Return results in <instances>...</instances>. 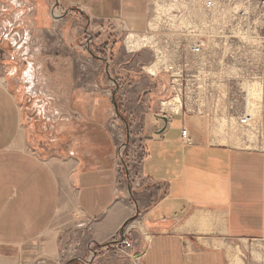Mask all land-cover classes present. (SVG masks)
<instances>
[{
    "label": "crops",
    "instance_id": "1",
    "mask_svg": "<svg viewBox=\"0 0 264 264\" xmlns=\"http://www.w3.org/2000/svg\"><path fill=\"white\" fill-rule=\"evenodd\" d=\"M7 2L16 7L9 17L1 11L9 4L0 6V43L9 47L0 45V59L10 62L0 81V264H59L62 259L85 264L77 256L87 255L91 243L101 251L123 228L133 239L128 251L141 264H264V151L214 142L210 119L197 114L174 115L163 131L165 121L156 114L160 101L149 99L169 92L165 74L149 75L148 94L133 107L125 106L128 117L113 115L109 106L113 98L118 110L122 86L109 100L89 98L88 91L106 95L103 79L101 84L90 80L75 105V90L61 98L54 89L47 102L59 115L52 112L46 126L52 155L43 158L29 146L34 124L27 127L8 77L20 71L22 79L34 80L41 29L54 42L56 25L73 17L75 32L84 28L86 33L89 18L101 30L108 20L122 19L144 34L153 0ZM54 3L62 9L59 18L51 14ZM15 24L21 32L12 35L9 27ZM123 45L119 61L125 67L118 76L147 74L143 67L153 61L152 52L131 53ZM136 54L143 56L139 63ZM96 56L114 78L112 58ZM257 72L264 78V52ZM73 107L81 109L79 117L71 115ZM153 116L161 122L153 124ZM183 127L193 143H183ZM121 143L133 146V154L142 146L146 154L135 155L119 172L115 156ZM88 264H99L98 258Z\"/></svg>",
    "mask_w": 264,
    "mask_h": 264
},
{
    "label": "built area",
    "instance_id": "2",
    "mask_svg": "<svg viewBox=\"0 0 264 264\" xmlns=\"http://www.w3.org/2000/svg\"><path fill=\"white\" fill-rule=\"evenodd\" d=\"M51 14L62 16L59 3L53 4ZM107 23L123 38L128 52H152L153 61L143 67L148 75L168 77L171 96L160 100L156 114L168 122L174 115L206 116L214 142L264 151V78L257 72L264 52V0H153V15L144 34L134 32L122 19ZM233 70L244 93V105L238 108L232 101L230 106L221 103L228 98ZM182 141L193 143L186 127ZM133 153L127 143L117 146V171L146 151L141 146ZM114 242L132 246L125 228L110 243ZM97 254L91 243L88 254L77 258L88 264Z\"/></svg>",
    "mask_w": 264,
    "mask_h": 264
},
{
    "label": "rangeland",
    "instance_id": "3",
    "mask_svg": "<svg viewBox=\"0 0 264 264\" xmlns=\"http://www.w3.org/2000/svg\"><path fill=\"white\" fill-rule=\"evenodd\" d=\"M7 1L8 0H0V6H7L9 4L8 9L6 8L1 11L10 17L15 14L16 6L14 3L12 4ZM28 13H30L29 9L25 6L24 14L26 15ZM75 14L76 13L73 15L75 16ZM73 22L74 17L71 19V22L67 24L66 22H62L61 24L56 25L54 42L50 41L51 39L48 42L43 36L47 31L45 30L46 32H44V30L41 29L38 45L39 59L35 66V76L33 81L30 80L29 82L22 79V77L19 76L20 71H18L15 76L11 78H9L10 76L8 77L9 88L15 94L23 108L24 120L27 127L29 128L34 124L33 127L35 128V133L29 137V146L38 150L43 158H48L49 155H52L48 150L49 129H47L46 126L49 127L48 123L53 119L51 115L52 112L53 114L55 113L56 116L59 115L58 109H53L51 106L52 103L48 104L47 102L51 95H53L54 89L57 93L56 95H62L61 98H63L64 95L67 96L69 90H75L73 97V105H75L77 104L75 101L79 102L80 99L85 97V95L81 97L80 94L84 93L81 89L85 88L86 83L90 80H94V84L96 81L101 84L103 79V85H101V87H104L106 95L100 94L96 91H88L87 97L89 98L109 100L113 97V91L122 86L125 89V103L122 102L120 96L116 97L118 104L117 111L114 110V103L112 104V101L114 102L113 98L111 102L109 101V106L112 108L111 111L113 115L120 114L121 116L128 117V110L125 106L133 107L134 103L141 100L139 98H143L144 95H147L149 84L151 83V77L145 73L134 72L129 76H118V73H120L119 71L123 70L125 67L124 63L119 61L120 50L122 49L124 42L123 38L118 39V35L113 34L115 28L108 26L101 30L98 25H95L96 19L89 18L88 32L86 33L84 28H78L77 32H75V22ZM12 23H14V21ZM9 28L11 30L10 32L13 33L12 35H15V32H21L20 25L15 24ZM11 33L9 35H11ZM72 36H74V39H72ZM237 36H239L238 32ZM88 40H90L91 43L89 42V44L86 45L85 43ZM0 45L7 49L9 48L5 43H0ZM97 54H101L103 57L112 58L113 65H115L114 81L109 75H106L104 69H102V62L100 58L96 56ZM134 58V61L139 63L142 61L143 56L136 54L134 55ZM9 64L10 62H5L0 59V81H5L3 77L6 72V67ZM236 64H238V61H236ZM235 72V70L232 71V86L228 92V98L226 101H221V103H227L230 106V101H232L238 108L242 103L244 105V93L239 89V74L238 72L234 74ZM18 77H20V80ZM161 79V77H158V80ZM28 84L29 92H26L25 87L28 86ZM31 86L35 87V91L31 90ZM63 89L68 90V92L66 91V93L63 94ZM109 89H111V91ZM170 96L171 94L169 92L160 91L156 94H152L149 101L155 103ZM43 101L46 102L44 107H42ZM208 103L209 100L206 99L205 104L208 105ZM61 110L63 112V109H60L59 111ZM80 110L79 107H73L71 115L79 117ZM61 115L63 116V114H60V116ZM49 118L51 119L50 121ZM151 121L153 124L161 122V120L154 116L151 118ZM121 125L123 126L122 121ZM130 239L133 245V239L131 236ZM116 244L117 243L115 242L109 243V245L101 251L99 250L97 256L90 263L98 258L99 264H141L137 255L132 253V251H128V248L123 245ZM59 264H66V262L62 259Z\"/></svg>",
    "mask_w": 264,
    "mask_h": 264
},
{
    "label": "water",
    "instance_id": "4",
    "mask_svg": "<svg viewBox=\"0 0 264 264\" xmlns=\"http://www.w3.org/2000/svg\"><path fill=\"white\" fill-rule=\"evenodd\" d=\"M160 117H161V119H163L165 121V127L163 128V131H164L167 127V117H165V116H160Z\"/></svg>",
    "mask_w": 264,
    "mask_h": 264
},
{
    "label": "bare ground",
    "instance_id": "5",
    "mask_svg": "<svg viewBox=\"0 0 264 264\" xmlns=\"http://www.w3.org/2000/svg\"><path fill=\"white\" fill-rule=\"evenodd\" d=\"M56 15H59V12L58 11L56 12Z\"/></svg>",
    "mask_w": 264,
    "mask_h": 264
}]
</instances>
